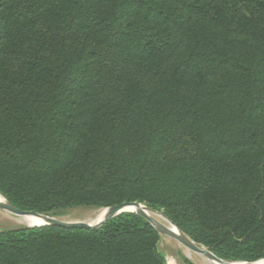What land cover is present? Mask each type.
<instances>
[{
	"label": "trees",
	"instance_id": "16d2710c",
	"mask_svg": "<svg viewBox=\"0 0 264 264\" xmlns=\"http://www.w3.org/2000/svg\"><path fill=\"white\" fill-rule=\"evenodd\" d=\"M0 194L48 215L137 201L263 259L264 0H0ZM160 240L136 212L23 226L0 264H167Z\"/></svg>",
	"mask_w": 264,
	"mask_h": 264
},
{
	"label": "water",
	"instance_id": "95a60500",
	"mask_svg": "<svg viewBox=\"0 0 264 264\" xmlns=\"http://www.w3.org/2000/svg\"><path fill=\"white\" fill-rule=\"evenodd\" d=\"M4 199H5V202H0V209L6 210L8 212H11V213L17 214V215L35 216V217H38V218L43 220V222H41L40 224L26 225L27 227H41V226H45V225H59V226L66 227V228L84 227V228L98 229L101 226H103L108 220L116 217L117 215H119L121 213L136 212V213L140 214L141 216H143L145 219H147L148 222H150L156 228V230L159 232V234L161 236H163V235L170 236V237L176 239L180 244L184 245L188 249L195 251L199 254H202V255L206 256L208 259H210L212 261H216L220 264H235L236 262H238V261L225 260L223 258L218 257L210 249H208L207 247H205L201 244L196 243L187 234L182 232L172 221H170L167 218L166 215H164L163 213H161L157 210H154V209L146 206L145 204H143L141 202H137V201L127 202L126 201V202H122L120 204H115V205H112L110 207H107V212H106L105 216L101 220L94 222V223H91V222H84V221L68 222V221L58 219L54 215L43 214V213H39V212L33 211V210H23V209H20V208L14 206L13 204H11L5 197H4ZM155 214H162L165 217V219L168 220L178 230V232L173 231L171 228H169L168 226H166L162 222H160L156 218ZM260 260H264V258L260 259ZM260 260H258V261H260ZM243 263H248V262L243 261ZM262 264H264V262Z\"/></svg>",
	"mask_w": 264,
	"mask_h": 264
},
{
	"label": "rangeland",
	"instance_id": "374dc122",
	"mask_svg": "<svg viewBox=\"0 0 264 264\" xmlns=\"http://www.w3.org/2000/svg\"><path fill=\"white\" fill-rule=\"evenodd\" d=\"M104 209L107 208L70 207L53 215L68 222L84 221L94 223ZM18 219L19 215L0 209V230L23 227L24 225L18 224ZM159 249L166 256L167 264H215L214 261L206 256L188 249L167 235L161 236Z\"/></svg>",
	"mask_w": 264,
	"mask_h": 264
},
{
	"label": "bare ground",
	"instance_id": "6f19581e",
	"mask_svg": "<svg viewBox=\"0 0 264 264\" xmlns=\"http://www.w3.org/2000/svg\"><path fill=\"white\" fill-rule=\"evenodd\" d=\"M0 202H5V199L1 194H0ZM106 212H107V209H104L103 211H101L100 212L101 214L96 218L95 222L101 220L105 216ZM155 216L164 225L168 226L173 231L178 232V230L168 220H166L162 214H155ZM41 222H43V220L38 218V217H35V216L19 215V219H18V224H21L24 226L32 225V224H40ZM214 262H215V264H220L216 261H214ZM263 262H264V260L250 262V263L249 262L243 263V261H238L235 264H262Z\"/></svg>",
	"mask_w": 264,
	"mask_h": 264
}]
</instances>
